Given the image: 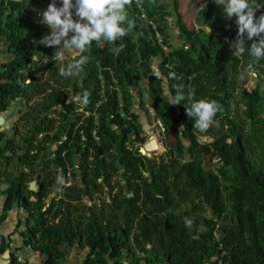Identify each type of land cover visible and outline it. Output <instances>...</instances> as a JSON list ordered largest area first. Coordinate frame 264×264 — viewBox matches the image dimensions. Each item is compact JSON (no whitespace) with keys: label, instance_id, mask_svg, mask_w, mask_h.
Masks as SVG:
<instances>
[{"label":"trees","instance_id":"16d2710c","mask_svg":"<svg viewBox=\"0 0 264 264\" xmlns=\"http://www.w3.org/2000/svg\"><path fill=\"white\" fill-rule=\"evenodd\" d=\"M45 5L44 0H0V35L14 54L0 69V116L18 99L35 100L13 137L0 125V194L8 195L0 224L21 206L28 214L24 243L44 257L40 264H66L67 252L79 243L87 251L80 264H264V58L250 55L253 41L246 37L244 52L231 48L238 33L235 17L227 18L214 0H204L197 28L190 29L181 0H130L126 7L133 26L126 36L115 44L94 41L84 53L58 61L54 46L39 43L47 30L31 19ZM120 45L118 55L110 51ZM80 55L87 60L79 70L62 74ZM252 72L260 83L248 90L244 82ZM170 93L186 99L171 105ZM146 95L154 98L158 117L169 135L176 133L181 148L156 167L152 181L128 148L131 140H141L134 108ZM187 97L219 106L212 142L205 144V155L196 152L190 161H184L180 137L182 132L188 140L197 138L195 118L184 105L191 103ZM53 111L58 114L50 116ZM100 158L105 166L117 158L144 177L136 196L117 205L124 223H114L110 202L90 215L78 204L84 190L92 196L88 185L97 180L91 171L104 166L97 167ZM68 174L65 180L73 185L61 184L63 198L50 201V182L63 183ZM37 177L41 186L33 191L29 184ZM0 237L1 253L6 242ZM12 261L18 264L15 257Z\"/></svg>","mask_w":264,"mask_h":264},{"label":"clouds","instance_id":"9594fccd","mask_svg":"<svg viewBox=\"0 0 264 264\" xmlns=\"http://www.w3.org/2000/svg\"><path fill=\"white\" fill-rule=\"evenodd\" d=\"M129 3L130 0H50L47 7L45 5L43 10L31 16L33 21L43 23L50 29V33L44 35L39 43L54 46L55 59L60 61L64 59V50L82 54L94 41L100 43L103 40L115 44L118 39L126 36L133 26L128 20L126 6ZM214 3L222 7L227 18L235 17L238 33L236 40L230 44L234 52H244L245 46L249 45L246 43V37L247 40L253 41L249 48L250 55L257 60L264 58V11H260L264 9V0H214ZM38 13L41 18H38ZM207 29L211 31L209 26ZM122 48L123 45H120L110 48V51L118 55ZM33 59L38 60L39 57ZM86 60L85 56L80 55L77 61L62 69V74H73V70H79ZM87 95L84 94L83 103H87ZM75 99L81 100V97L77 96ZM185 99L182 93H170L168 96L171 105L181 104ZM187 99L191 100V103L184 105L188 116L195 118L193 126L200 130L209 128L219 111L216 102L192 97ZM185 223L190 226L192 221L186 220Z\"/></svg>","mask_w":264,"mask_h":264},{"label":"flooded vegetation","instance_id":"af4514ba","mask_svg":"<svg viewBox=\"0 0 264 264\" xmlns=\"http://www.w3.org/2000/svg\"><path fill=\"white\" fill-rule=\"evenodd\" d=\"M164 91L169 92L168 87L164 86ZM138 97V96H137ZM27 102L23 99H18L17 101L13 102L8 110L4 113V117L12 115L13 120H6L7 122L4 123V126H2V129L7 132V134L14 136L15 129L17 128V125L22 122L23 116L29 111L30 107L32 106L33 102ZM145 103L140 100L135 104L134 111L138 115V124L140 129V135L139 138L143 141L138 140H131L128 143V148L137 156L140 157V160L138 164L140 165V169L143 171V176L148 177L149 181L153 180L154 170L156 167H159L163 160L170 159L172 157H176L179 150L181 149L179 147V140L176 138V133L169 135L167 133V129L163 125V120L158 117L157 110H156V104L154 101V98L150 95H146L144 98ZM17 103V104H16ZM16 105V107H14ZM23 107V109H22ZM10 110V114L8 113ZM15 111V114L13 113ZM178 112H181L182 109L180 107H177ZM57 112L53 111L50 113V116H54ZM7 114V115H6ZM58 114V113H57ZM2 116H0L1 118ZM10 121V122H8ZM22 125V124H21ZM211 128V129H210ZM210 129V130H209ZM208 130L207 132H204ZM203 132L200 129L195 128L194 132L196 135V141L194 140H188L183 137L182 132L180 134L181 140L185 142L184 146V153H185V159L184 161H190L191 155L196 156V152H202L205 155V152L203 148L205 147L206 143L212 142V124L209 128H207ZM20 131V130H19ZM55 129L51 130L52 136L54 135ZM158 132V133H157ZM209 136V137H207ZM206 137L207 139H204ZM136 136H133L132 139H136ZM158 144L160 145L161 151L158 152ZM115 147H117V144L114 143ZM130 146V147H129ZM164 146V147H163ZM58 147V145L54 143H50V166L53 165L55 162L54 160V149ZM146 148L149 151V156L143 151ZM150 160L152 163H150ZM69 160H65L64 162L66 164H69ZM205 163L204 166H207L209 163L207 162V156H205ZM77 164L81 163L80 158H76ZM102 163L104 166L103 168H98L97 171L92 170L93 176L97 177V180L95 184L88 185V190L91 192L92 196L87 193V190H84L82 193L83 199L79 200L78 204L81 205V207H84L87 211V214H91V209H96V206L103 207L105 205V208L108 207V202L112 203L114 207L112 208V215L114 219L115 224L124 223L125 222V215L123 208H118L117 205L121 204L125 197H134L136 196L135 190L142 184H140L138 181H142L141 179H144V177H136L135 173L132 172V169H129L125 165L122 164V161L116 160L114 158L108 159L105 163L102 158L97 162ZM150 163V165H149ZM79 172H81V166L79 165ZM144 171H147L148 174H144ZM71 175L68 174L63 177L64 182L60 181L58 184H51L50 182V201H52L54 198L62 199V190L59 189L62 187L61 184H63V187L66 188L73 185V181L65 180ZM39 178V177H37ZM35 178V179H37ZM170 178V177H169ZM33 179V180H35ZM40 179V186H41V178ZM61 179V180H63ZM32 180V181H33ZM79 183L82 187H86V185L82 182V180H79ZM39 186V188H40ZM39 190V189H38ZM142 190V189H141ZM130 193H133L132 195ZM160 195V194H159ZM143 196V193L141 194ZM103 197V202L99 201L96 205L93 204V201L96 200V198ZM90 198V200H89ZM88 200V201H87ZM142 201V199L140 200ZM139 201V202H140ZM100 209V208H99ZM89 211V212H88ZM105 211V210H103ZM77 248L69 249L67 252V255L65 257L64 263H74V264H80L84 257L87 254L86 248H83L81 244H77Z\"/></svg>","mask_w":264,"mask_h":264},{"label":"crops","instance_id":"0c3cea01","mask_svg":"<svg viewBox=\"0 0 264 264\" xmlns=\"http://www.w3.org/2000/svg\"><path fill=\"white\" fill-rule=\"evenodd\" d=\"M177 43H179V40H177ZM9 45L8 39L0 35V69H4L5 65L10 64L14 59V54L10 52ZM8 113L10 114V110ZM13 113L15 114V111ZM4 115L2 114L0 118V125L2 126H4L8 118L9 120H13L12 115L6 116L7 120ZM5 188H7V185L2 187L3 190ZM4 205V194H0V213H3ZM27 216L26 211L17 204L8 212L7 218L0 224V233L6 242V249L0 253V264H15L12 261V257L16 258L17 256L26 258L27 263L31 264H40L44 260V257L39 252H36L32 246L25 245L24 243L22 232L25 231L24 223ZM141 264H146V262H142Z\"/></svg>","mask_w":264,"mask_h":264},{"label":"rangeland","instance_id":"374dc122","mask_svg":"<svg viewBox=\"0 0 264 264\" xmlns=\"http://www.w3.org/2000/svg\"><path fill=\"white\" fill-rule=\"evenodd\" d=\"M49 2H50V0H45L46 7L48 6ZM203 5H204V0H181L180 11H181V13L183 15L184 22L187 24V26L190 29L197 28L196 18H197V15H198V12H199L200 8ZM37 16H38V18H41L39 13H38ZM32 22L35 23V21H33V20H32ZM41 24L45 27V29L47 30L46 32L49 34L50 33V29L48 28V26L44 25L43 23H41ZM172 30L175 32L174 38H173L174 43H177L178 32L176 31L175 28H173ZM69 35H71V33ZM235 40H236V37L234 38V41ZM72 56H75V54H73V53H71V52H69L67 50H64V59H63V61L70 60ZM155 68L158 70V66L157 65H155ZM256 75H257L256 73L252 72V74L250 75V78L247 81L244 82V88H247L248 90H253L256 86H258V83H260V81H259V79H258V77ZM38 77L41 78L40 75ZM43 77H45V76L43 75ZM22 109H23V107H22ZM207 137H209V136H207ZM204 139H207V138L204 137ZM212 140H213V137H212ZM143 149H144L143 151L149 156V154H150L149 151L146 148H143ZM157 151L158 152L161 151L159 144H158ZM102 199L104 200L103 197H101L100 199L96 198V200L93 201V204L96 205L99 201L103 202ZM89 200H90V198H89ZM69 264H74V263H69Z\"/></svg>","mask_w":264,"mask_h":264},{"label":"water","instance_id":"95a60500","mask_svg":"<svg viewBox=\"0 0 264 264\" xmlns=\"http://www.w3.org/2000/svg\"><path fill=\"white\" fill-rule=\"evenodd\" d=\"M209 28H210V27H209ZM210 30H211V29H210ZM163 147H164V146H163ZM144 174L147 175L148 172H147V171H144ZM39 186H40V179H39V178H37V179L31 181L30 184H29V188H30L31 190H33V191H38ZM130 194L132 195L133 193H130ZM7 199H8V195L4 194V201H5V203L7 202ZM49 200H50V197H49Z\"/></svg>","mask_w":264,"mask_h":264},{"label":"built area","instance_id":"2783aa9c","mask_svg":"<svg viewBox=\"0 0 264 264\" xmlns=\"http://www.w3.org/2000/svg\"><path fill=\"white\" fill-rule=\"evenodd\" d=\"M3 242H4V241H3V238L0 237V249L2 248V246H3V244H4ZM16 258H17V262H18L19 264H27V260H26V258L21 257V256H17ZM219 264H222V263L220 262Z\"/></svg>","mask_w":264,"mask_h":264}]
</instances>
